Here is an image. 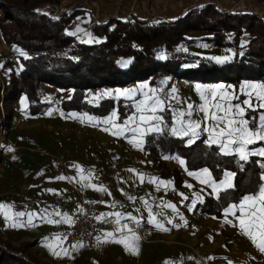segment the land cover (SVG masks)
I'll use <instances>...</instances> for the list:
<instances>
[{"label": "crops", "instance_id": "crops-1", "mask_svg": "<svg viewBox=\"0 0 264 264\" xmlns=\"http://www.w3.org/2000/svg\"><path fill=\"white\" fill-rule=\"evenodd\" d=\"M126 1V6L122 0L88 2L89 5L82 8L86 13L78 15L67 26V33L82 43L95 45L101 40L93 32L94 24L106 23L116 18L125 21L131 16L153 21L164 19L154 20L150 13L144 14L143 0ZM257 6L254 13L241 10L238 13L263 17L264 6L260 3ZM57 9L63 12L67 7L61 4ZM181 16L183 15L178 17ZM186 36L188 41L194 42L180 44L178 50L181 52L192 53L219 65L232 62L236 57V51L232 48L222 49L208 42L207 39L212 37L209 32H190ZM252 37L250 34H243L241 46L247 45ZM26 57L20 48L9 46L3 41L0 28V86L11 81L13 74L22 71L21 58ZM166 57L165 54L160 56L163 60ZM128 64L129 61H124L122 66L126 67ZM247 84H264V81H243L237 90L233 84L228 83L203 84L169 77L161 80L157 87L146 80L128 87L86 91L85 100L94 106L105 99L130 103L132 112L123 120L119 117L117 108L106 116L62 111L60 102L72 95V89L60 90L52 85H44L43 102L51 106L42 115H31L29 100L26 95H22L15 103L10 131L7 135L0 134V204L9 205L7 211L14 217V221L7 220L5 209H0L1 236L16 248L26 243L35 244L33 255L47 264H165L166 261L171 264H229V261L231 264H264V252L241 233L238 220L231 214L225 216V210L233 204L223 210L220 218L198 210L207 199L217 198L227 190L222 189L217 194L210 186L220 184L225 179V174L222 180L217 181L209 169L189 171L185 159L179 155H165L162 162L171 171H177L181 179L176 180L174 175L161 176L160 165L145 149L147 137L159 133L145 136L141 149L129 142L134 135L131 131H126L123 136H116L112 134L115 129L111 124L103 123L115 111V123L123 124L135 113V104L144 99V93L151 95V90H155L157 96L167 100L165 110L157 113L163 121L164 112L170 111L173 127L176 113L187 112V106L192 104V116H185L183 119L199 121L203 128L210 126L211 121L205 122L204 114L198 111V107L204 103L201 93L207 94L206 90L217 89L218 92L234 94L242 101L248 99L246 93L250 89L245 87ZM197 85L200 86L199 89ZM220 85L224 86L223 89H218L217 86ZM128 91H134L135 95L128 98ZM237 102L239 101H233ZM253 103L258 105L260 102L253 96ZM248 113L253 114L251 118ZM261 115H264V109L256 107L255 110L247 109L244 118L249 120L250 128H253V124L258 128ZM129 127L136 125L129 124ZM203 135L207 142L208 133L204 131L196 137L173 136L185 139L186 145L191 146ZM211 145L220 148L219 144ZM262 148L264 141L247 145L249 152H259ZM221 153L225 155L222 151ZM229 155L239 157L235 152ZM249 157H260L264 162V156ZM181 160L183 164L180 163ZM77 166L84 170L85 176L89 171L92 176L81 181ZM204 169L210 173L209 184L202 182L209 179L202 174ZM63 170L64 174L60 175ZM226 173L233 174L231 183L234 186L235 174L231 171ZM61 176L65 179H57ZM159 181L171 183L164 186ZM86 183L103 186L107 191L85 187ZM83 196L99 204L100 217L107 214L105 219H117L114 214H121L120 224H116L115 230L125 224L134 230L140 237L139 255L130 254L122 244L105 236L98 246L65 247L63 230L73 223L77 203ZM168 204L174 205L175 210L166 207ZM149 209L169 231L158 230L148 223ZM17 212H24L26 215L15 218ZM29 213L35 214L33 225L27 224ZM161 213L162 215H158ZM236 215L239 216L240 213L237 211ZM129 216L136 217L140 221L139 226ZM64 217L71 218L72 223L65 222ZM226 219L232 223H226ZM49 220L59 222L49 223ZM169 220L172 221L171 224L168 223ZM13 222L24 226L12 227ZM113 234L116 239L131 235L127 229ZM52 249L61 255H53ZM65 250L67 255L64 254Z\"/></svg>", "mask_w": 264, "mask_h": 264}, {"label": "trees", "instance_id": "trees-1", "mask_svg": "<svg viewBox=\"0 0 264 264\" xmlns=\"http://www.w3.org/2000/svg\"><path fill=\"white\" fill-rule=\"evenodd\" d=\"M63 1L0 0L3 41L20 48L27 56L21 58L22 71L0 86V134L7 135L10 131L14 106L22 95L29 100L31 115H42L48 110L51 104L43 102L44 85L73 90L72 95L60 102L62 111L106 116L117 108L123 120L132 112L130 103L105 99L94 106L85 100L86 91L128 87L146 80L157 87L169 77L203 84L228 83L237 90L243 81H264V18L260 15L236 14L207 3L169 20L116 18L94 24L93 32L101 42L89 45L66 31L78 15L86 13L84 9L67 10L57 16L44 12L46 6L58 7ZM91 1L77 0L76 7ZM190 32H209L212 37L207 41L218 48H232L236 51L235 59L219 65L179 51L180 44L194 42L186 38ZM243 34L253 37L242 47ZM163 54L167 56L165 60L160 58ZM124 61H129L126 67L122 66ZM248 115L251 118L253 114ZM163 117L167 128L148 136L145 144L146 151L160 165L161 176L181 179L177 171H171L162 162L165 155H179L185 159L189 171L207 168L217 181L222 180L226 171L235 174L234 186L217 198L207 199L198 207L200 212L220 218L230 204L258 193L264 184L262 158L249 157L243 161L237 155H223L219 147L207 144L205 135L188 146L185 139L170 133L173 125L170 111L166 110ZM34 245L26 243L16 248L0 234V264H47L33 255Z\"/></svg>", "mask_w": 264, "mask_h": 264}, {"label": "snow or ice", "instance_id": "snow-or-ice-1", "mask_svg": "<svg viewBox=\"0 0 264 264\" xmlns=\"http://www.w3.org/2000/svg\"><path fill=\"white\" fill-rule=\"evenodd\" d=\"M199 85L197 88L199 89ZM218 89H223V85L217 86ZM247 89H250L246 93L248 99L239 100V97L234 94H228L227 92H218L217 89L206 90L207 94L201 93L204 103L198 107V111L204 114V121H211L210 126H205L202 128L201 122L194 120L185 121L183 118L185 116L191 117L193 114L194 107L192 104L187 106L188 111H180L176 113L175 125L170 129L172 135H180L196 137L201 131L208 133V144H219L221 151L225 155L232 154L235 152L239 155L240 160L246 161L249 155H259L264 156V148L260 149L259 152H249L247 150V145L253 144L256 141H264V115L260 116L261 124L258 128H250L249 120L245 119V114L247 109L255 110L256 107L264 109V84H247L245 85ZM152 94L144 93V99L140 100L135 104V113L131 115L123 124L115 123L117 119V113L114 111L108 119L104 120L103 123L111 124L115 131L112 132L113 135L123 136L126 131H131L134 135L129 141L135 147L141 148L144 142V137L152 133H162L167 125L164 124L163 118L157 113L163 112L167 104V100L161 98L155 94V90H151ZM105 95H111L110 93H105ZM135 93L134 91H128V98H132ZM253 96L255 100L259 101L258 105H254ZM239 101L233 103V101ZM91 119V118H89ZM129 124H135L136 127H129ZM161 125H164L163 127ZM107 130V129H106ZM12 151V149H8ZM168 158V157H165ZM181 164L184 162L181 160ZM264 167V165H262ZM81 181L88 180L92 173L88 172L85 176L84 170L77 166ZM131 171V170H130ZM203 175L208 176L209 179H205L202 182L209 184L210 173L207 169L203 170ZM191 175V173H190ZM232 173H225V179L220 182V184H211L214 191L218 194L222 189L232 188L231 183ZM141 180L143 176L141 175ZM57 179H65L61 176ZM261 180H264V176H261ZM152 182H155L153 180ZM161 185L167 186L171 182L159 181ZM85 187H91L98 191H107L103 186L97 187L94 184L86 183ZM131 199V197H130ZM147 204V202H145ZM168 208H173L174 205H166ZM9 205L0 204V209H5L4 215L7 220L14 221V217L9 214L7 209ZM237 211L240 213L239 216L236 215ZM228 214L234 216L239 222V228L243 235L247 236L253 244L261 251L264 252V184L259 188L258 193L252 195H246L242 198L239 204H233L228 209L225 210V216ZM26 214L24 212L15 213V218L23 217ZM35 214H27V224L33 225V218ZM59 215V213H57ZM107 214L97 217V219H105ZM117 219L115 223L120 224V213L114 214ZM158 215H162L158 214ZM133 222L139 226L140 221L136 217L129 216ZM65 222L72 223L71 218L64 217ZM49 223L59 222L49 220ZM226 223H232L231 220L226 219ZM148 223L153 224L158 230L169 231L162 223L159 222L156 215H153L149 209ZM169 224L172 223L171 220L168 221ZM12 227L24 226L23 224H18L13 222ZM235 226V225H234ZM127 229L131 235L122 236L120 239H116L112 232L105 233L107 239H111L116 243H120L124 246L125 250L132 255H139V239L133 229L129 228L127 224L123 227H117L116 231H123ZM99 239V238H98ZM75 247V246H74ZM53 255L60 256L61 253L52 249ZM67 255V251L64 252ZM165 264H171L170 261H166ZM231 264V261H229Z\"/></svg>", "mask_w": 264, "mask_h": 264}, {"label": "rangeland", "instance_id": "rangeland-1", "mask_svg": "<svg viewBox=\"0 0 264 264\" xmlns=\"http://www.w3.org/2000/svg\"><path fill=\"white\" fill-rule=\"evenodd\" d=\"M93 1V0H92ZM120 1V0H117ZM257 1V2H256ZM123 5L126 6V0H122ZM121 2V3H122ZM142 8L144 14H151L154 20L158 19H174L180 15H184L190 11L191 8L204 6L207 3L215 4L219 9L228 12L247 11L249 13H254L257 5L264 6L262 4L264 0H143ZM259 2V3H258ZM62 5H66L67 10H75L78 8H83L88 2L76 7L77 0H64ZM48 7V8H46ZM44 12H48L53 16L62 14L63 12L57 11V7L46 6ZM264 18V15L263 17ZM213 45V44H212ZM214 46V45H213ZM215 47V46H214ZM4 134V132H3ZM3 238V237H2Z\"/></svg>", "mask_w": 264, "mask_h": 264}, {"label": "built area", "instance_id": "built-area-1", "mask_svg": "<svg viewBox=\"0 0 264 264\" xmlns=\"http://www.w3.org/2000/svg\"><path fill=\"white\" fill-rule=\"evenodd\" d=\"M65 170L60 171L63 175ZM99 204L87 196L79 198L76 217L73 223L63 230L65 247H92L98 246L105 233L115 232L116 218L97 219ZM99 238V239H98Z\"/></svg>", "mask_w": 264, "mask_h": 264}]
</instances>
